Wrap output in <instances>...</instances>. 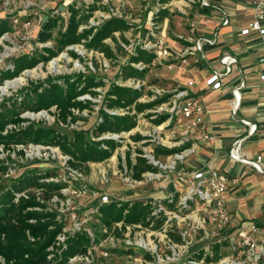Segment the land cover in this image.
Masks as SVG:
<instances>
[{
    "label": "trees",
    "instance_id": "obj_1",
    "mask_svg": "<svg viewBox=\"0 0 264 264\" xmlns=\"http://www.w3.org/2000/svg\"><path fill=\"white\" fill-rule=\"evenodd\" d=\"M99 8L97 4H93L88 9H84L74 3L68 8L70 12L68 17L48 14L46 22L38 32V40L43 43L55 41V45L43 47L44 51H40L38 57L27 56L30 58L28 62L6 70L4 73L7 75L0 84L6 79L19 76L26 69L34 68L41 62H49L72 44L84 43L86 48L99 51L108 59L117 58L119 53L126 51L122 42H128L126 32L132 29L133 24L125 17L112 16L98 26L87 27L91 17ZM167 11L164 10V15ZM63 17L68 21L67 26L59 28ZM12 30L8 18H1L0 38ZM109 40L113 41L115 46ZM69 53L74 58L79 57L74 50H69ZM155 56L154 53L139 48L130 56L127 66L122 69L120 75L124 78H145L146 71L153 67ZM140 61L148 64L145 70H139L131 64ZM105 86L107 83L104 78L86 75L83 72L50 75L47 79L29 86L21 100L14 98L11 108L7 105L9 102L3 104L6 108L0 112V145L2 144L5 150L14 149L23 157L26 156L25 151L13 148V145L30 143L55 145L60 147L64 154L70 156L68 162L70 166L82 173L84 170L89 172L90 164L110 159L122 146L123 137L120 140L101 138L103 135L132 131L138 125L139 114L147 109H154L167 101L170 96L144 102L140 101L145 94L143 90L113 82L106 89L103 105L98 110L97 121L89 128L72 127L86 119L85 111L92 113L94 110L95 102L92 99L80 97L88 94L97 97L99 95L97 88ZM54 107L55 110H52ZM115 109H124L126 113L109 112ZM43 110L54 115L55 123L67 127V130L36 126L34 121L22 115L26 111L38 113ZM146 115L148 117L156 115L154 121L157 124L168 118L167 113L157 114L151 111ZM26 122H29L28 125H25ZM11 124L14 127L10 128ZM131 137L136 141L147 138L141 133ZM187 146L173 148L157 146L156 153L159 156H168ZM142 153L143 150L138 149L135 159L131 150L126 153V165L135 180H143L146 172L155 169ZM9 169L7 164L0 162V264H72V257L87 254L106 237L114 235L121 238L126 225L150 226L155 219L152 198L135 201L124 198L111 199L107 202L100 198L93 204L97 208L95 217L98 219V225L101 226L100 231L94 232L96 229H93L94 231L90 232L85 227L76 231H66L65 215L58 208L51 207L50 203H60L54 202L56 196L66 199L63 189L69 186V180L60 178L59 181L55 180L59 175L57 170L56 173L52 170L42 171L35 168L23 173L12 185L4 187L1 185V175L9 173ZM51 178L55 179L51 180ZM118 222H123L122 229L116 225ZM154 225L152 228H157L161 223L155 222ZM61 234L66 235V241L63 243L58 239ZM171 235L180 241L179 237ZM121 249L127 256H138V252L133 248Z\"/></svg>",
    "mask_w": 264,
    "mask_h": 264
},
{
    "label": "built area",
    "instance_id": "obj_2",
    "mask_svg": "<svg viewBox=\"0 0 264 264\" xmlns=\"http://www.w3.org/2000/svg\"><path fill=\"white\" fill-rule=\"evenodd\" d=\"M195 2H198L201 6H210L211 4V0H195ZM224 14L226 15L225 11ZM225 15L224 23H228V17ZM112 16L124 17L119 10L109 8L107 13H101L99 19L92 16L89 24L86 26H98L105 19ZM16 22H19V20L16 19ZM30 23L31 22H28L27 25ZM83 27L85 26H82V28ZM252 30L257 31L264 38V0H256L254 2L253 21L249 28L242 30V34L247 35ZM214 42V37H199L197 39H192V43L186 46L184 51L179 53L175 52L166 36L162 35L161 27L156 18H152L150 20L148 34L145 37L140 35L138 38H128V42H122V45L129 56L134 55L139 48L154 53L156 56L152 66H157L160 63L169 62L172 59L186 57L191 53H202L205 44H214ZM69 50L77 52L79 54V60L86 58L85 56L87 54L98 52L89 50L84 43L72 44L62 53L66 55L69 53ZM57 58H53L50 62ZM79 60L78 65L82 68V64L79 63ZM224 61L227 63V70L231 71L232 64L236 61L234 57L226 56ZM131 64L139 70H145L148 67V64L142 61L132 62ZM167 64L170 68L172 67L170 63ZM260 64L263 67L260 69L259 74L261 79L264 80V54L260 58ZM91 67L94 68L92 64ZM221 79L222 74L215 70L206 80V84L218 89L222 87ZM117 83L138 90H144L147 85V82L143 79L134 77L124 78L123 76ZM193 84L194 82L190 81L185 87L177 89L161 86L150 88L152 91V95L149 96L151 100L170 95L169 99L157 106L154 112L157 114L167 113L169 122H173L179 119V117L183 118L187 130L184 132L182 140L178 142L172 141L167 144L160 135H151V138L149 137L150 139L148 138L144 142L151 144H145L143 146L142 156H144L148 163L155 169L146 172L143 180H135L131 177L132 181L136 184L139 185V183H144L145 180L160 178L164 173L176 172L179 164L184 162L186 157L194 151L199 139L202 140V142H206L213 138L204 120L206 107L201 100L190 94L189 86ZM243 86L244 83L242 82L240 87ZM83 97V99H85L87 96L84 95ZM142 97H144V95ZM142 97L140 101H142ZM109 112L113 114L126 113L124 109L109 110ZM38 113L43 115L46 113L49 114L46 110ZM243 123L249 128V133L253 134L257 131L256 123L249 120H243ZM9 127L12 128L14 126L11 124ZM122 137V134L109 133L103 135L101 138H114L120 140ZM189 142H191L190 145H188ZM29 145L30 147H26ZM158 145H164L169 148L188 146L181 151L168 155L166 159L163 160L156 153V147ZM16 146L18 150L23 149L25 151L26 157L32 155L29 150L34 147L40 151L42 155L46 154V160H50L51 162L52 160L59 161L61 163L60 166L66 170L69 178H76L83 175L82 172L69 165L70 156L64 154L58 146L35 143L17 144ZM42 150H45L46 153H43ZM231 154L235 159L251 164L259 172H264L262 155H257L255 159L252 160L247 159L239 154L237 146L232 149ZM59 158L61 160H59ZM123 169L126 174H131V171L126 165V158ZM54 179L55 178H51V180ZM229 182V176L223 172L199 170L192 176L186 177V188L183 192L167 194L163 200L160 198L153 200V215L155 219L150 226L135 224L126 225L124 227L123 222H118L116 225L119 228L122 229L124 227L123 236L117 238L114 235H110L106 238H108L107 240L109 242L111 241L115 247L117 244H121L122 247L133 248L137 252H139V249L135 248L139 247L148 248L149 250L152 249L151 252L153 253L152 255L155 256L153 257L157 264H262L261 258L264 256V229L260 228L256 223H252L248 228L234 227L232 214L225 197ZM147 198H150V196ZM111 199L119 200L121 198L112 197ZM111 199L108 195H103L102 197V200L106 202ZM59 201L60 199L56 200V202ZM74 216L77 217L76 214H74ZM155 222H157V224L161 223V226L152 228L155 226ZM84 223V221L82 222L80 220L71 230L76 231L84 228ZM65 230L68 231L67 228H65ZM137 230L144 231L145 233L152 232L163 234L164 243L155 246H153V244H148L144 235L141 237L133 236L132 233ZM171 234L179 237L180 241H177ZM91 235L94 236V234ZM58 239L60 243H63L66 241V235L61 234ZM195 240L196 242H194ZM202 240L206 241V244H202ZM96 248L97 245L91 248L85 255H76L72 257L71 263L92 264L96 259L94 253ZM108 254V251L103 252V255ZM130 257L142 260L145 259L147 264H151L147 259V255L136 257L130 255Z\"/></svg>",
    "mask_w": 264,
    "mask_h": 264
},
{
    "label": "crops",
    "instance_id": "obj_3",
    "mask_svg": "<svg viewBox=\"0 0 264 264\" xmlns=\"http://www.w3.org/2000/svg\"><path fill=\"white\" fill-rule=\"evenodd\" d=\"M71 1L66 0L69 3ZM255 1L211 0L210 6H201L195 0H157V6H154L153 1L149 0L142 9L143 12L147 11L145 22L139 24L145 32L140 31L139 34L145 37L150 20L156 18L162 35L166 36L173 50L178 53L184 51L192 43V39L215 38L214 44L204 45L202 53H191L157 65L160 70L157 75L170 80V89L183 88L190 81L194 82L189 86L190 94L201 100L206 107L204 120L213 136L206 142L199 139L194 151L179 164L175 192L183 191L186 188V177L199 170L223 172L230 179L225 197L234 227L248 228L256 223L264 229V172L235 159L231 154L232 149L237 146L239 154L247 159L252 160L257 155H262L264 168V80L259 74L263 67L260 58L264 54V38L254 30L247 35L242 34V30L249 28L253 21ZM164 10H168L165 15ZM224 11L228 23H224ZM176 13L186 20V26L175 18L179 17ZM124 17L129 20L128 16ZM131 20L136 21L134 18ZM226 56H232L236 60L231 71L227 70L228 66L224 61ZM167 63L172 65L171 70ZM215 70L222 74V87L218 89L206 84ZM242 82L244 86L240 87ZM144 96V102L151 101L149 94ZM156 108L157 106L146 111L154 112ZM142 114L144 112L139 116ZM243 120L256 123L257 131L249 133ZM149 124L151 130L155 126V131L159 128L160 132H165V143L182 140L187 130L181 117L173 122L166 119L160 124ZM140 127L141 121L138 118V125L133 130L137 131ZM148 132H137L147 137L138 143L142 144L151 138ZM190 144L191 142L188 145ZM261 262L264 264V256Z\"/></svg>",
    "mask_w": 264,
    "mask_h": 264
},
{
    "label": "rangeland",
    "instance_id": "obj_4",
    "mask_svg": "<svg viewBox=\"0 0 264 264\" xmlns=\"http://www.w3.org/2000/svg\"><path fill=\"white\" fill-rule=\"evenodd\" d=\"M149 0H72L71 3L66 2V0H0V20L1 18H8L9 23L13 27L11 32L5 33L0 38V82L7 75L6 70L13 69L14 67L22 63L29 61L27 56H39L40 51H44L45 46H54L55 41H49L46 43L40 42L38 40V32L41 30L43 24L46 22L48 14H61L62 16H69L70 12L68 8L71 4H76L77 6L88 9L93 4H97L100 8L95 11L94 15L96 19H99L101 13H107L109 8H115L122 12L124 16H128V21H131L135 25L133 28L126 32L127 38H138L140 36V31L145 32L144 28L139 26L143 24L146 19V10L142 11L148 4ZM153 5L157 6V0H152ZM65 2V3H64ZM68 4V5H66ZM179 17H175L177 20H181L184 26H186V20L182 18V15L176 13ZM63 17V18H64ZM134 18L136 21H132ZM16 19L19 22H16ZM142 21H141V20ZM28 22H31L29 25ZM65 22V23H64ZM67 19L61 20L59 28L67 26ZM64 23V25H62ZM142 32V33H143ZM119 35V33H118ZM144 36V35H143ZM114 46L113 41L109 40ZM58 57V58H57ZM55 60L49 62H41L37 66L31 69H26L19 76L6 79L0 84V112L4 111V102H9L7 105L9 108L12 107V101L14 98L22 99L24 94L27 92L29 86L38 83L40 80L47 79L50 75L60 76V75H70L77 74L79 72L86 73V75H95L97 77L104 78L107 86L97 88L99 95L97 97H92L90 94L86 95L88 99H92L95 102L94 110L92 113L89 111L84 112L86 119L79 121L77 124L72 125V127H91L98 119V110L103 105L104 94L108 86L113 82H119L122 78V69L127 66L130 56L128 52L124 51L119 53L117 58L108 59L101 52H96L93 54H87L81 60L72 57L69 53L64 55L61 53L57 56ZM82 64L81 66L78 65ZM55 62V64H53ZM166 63V62H163ZM91 64L94 66L91 67ZM161 67V66H160ZM168 68V67H167ZM159 66H153L146 71L145 80L147 85L143 90L144 95L148 93L152 94L150 88L155 86H163L170 88L168 79H164L157 75L160 72ZM171 70V68H168ZM23 77V80L15 85H10L6 91L2 89L3 85H7V82L16 80L17 78ZM172 88V87H171ZM146 96L142 97L145 99ZM84 98L83 96L81 97ZM2 110V111H1ZM55 110V107L52 109ZM121 110V109H120ZM138 116L139 121H141V127L137 131L125 132L123 133V138L121 140L122 146H120L115 154L108 160L100 163H92L90 171H83V175L76 178H69L68 173L65 169L60 166L59 161L52 162L46 160V154L42 155L40 151L32 147L29 151L32 154L28 157H23L22 155L16 153L14 149L12 151L5 150L4 146L0 145V162L7 164L10 169L9 173H2L1 185L7 187L12 185V183L23 173L30 172V170L39 168L42 171L45 170H56L59 172L56 180L67 178L70 182L69 186L63 189L65 198L54 197V202L60 199V203H50L51 207L58 208L60 212L65 215L66 228L71 230L75 224L79 223L80 220L85 222L83 226L90 231H100L101 226L98 225V219L95 217L97 208L93 206L95 200L102 199L103 195L112 197H119L121 200H149V196L152 200L160 198L163 200L166 194L174 193L177 188L175 187L177 183L176 172L174 173H164L160 178H154L145 180L144 183L136 184L131 179V174H126L123 166L125 164L126 153L131 150L133 158L135 159L137 150L142 149L145 144L150 143H138L131 137L132 134L137 132L146 133L151 130V123H155L154 118L148 117L146 113ZM34 113V114H32ZM23 116L30 118L36 123V126L42 127H54L60 130H67V127L58 126L55 123V116L49 113L48 117L41 113L26 111L22 114ZM146 122V123H144ZM26 122L25 125H28ZM155 126L152 128L148 135H158L165 138V132L159 130L155 131ZM135 132V133H134ZM141 133V134H143ZM159 137V138H161ZM166 139V138H165ZM162 144V143H160ZM168 144V143H167ZM170 145V144H169ZM164 146V145H158ZM26 147H30L26 146ZM167 147V146H164ZM13 148L18 149L16 145ZM46 153L45 150H42ZM163 160L166 159L165 156H161ZM57 160V159H56ZM59 160H61L59 158ZM57 173V172H56ZM158 187V188H156ZM184 191V189H182ZM181 191V192H183ZM156 196V197H155ZM76 214L77 217L74 216ZM79 221V222H78ZM94 229V230H93ZM133 236L141 237L144 235L148 244L160 245L164 243V235L152 232H144L141 230L134 231ZM105 238L97 245L96 250H94L96 259L92 264H147L145 259L132 258L130 255H126L121 244H117L116 247ZM196 242V240L194 241ZM202 244H206V241L202 240ZM139 249L138 256L147 255V259L154 264L156 262L155 256L148 248H135ZM104 251H108V255H103ZM146 252V253H145ZM150 254V255H149ZM154 256V257H153ZM135 257V256H134Z\"/></svg>",
    "mask_w": 264,
    "mask_h": 264
},
{
    "label": "bare ground",
    "instance_id": "obj_5",
    "mask_svg": "<svg viewBox=\"0 0 264 264\" xmlns=\"http://www.w3.org/2000/svg\"><path fill=\"white\" fill-rule=\"evenodd\" d=\"M53 64H55V62H53ZM22 80H23V77H20V78H17L16 80H13V81H11V82H7V85H6V84L3 85L2 89H3L4 91H6L7 88H8L10 85H15V84L21 82ZM48 115H49V114H47V113L45 114L46 117H48Z\"/></svg>",
    "mask_w": 264,
    "mask_h": 264
}]
</instances>
